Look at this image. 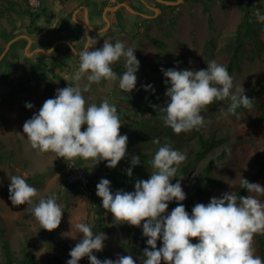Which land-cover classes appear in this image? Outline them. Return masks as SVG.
Here are the masks:
<instances>
[{"label":"rangeland","instance_id":"1","mask_svg":"<svg viewBox=\"0 0 264 264\" xmlns=\"http://www.w3.org/2000/svg\"><path fill=\"white\" fill-rule=\"evenodd\" d=\"M48 3L49 1L46 0L44 6L46 7ZM165 8L162 5V11ZM256 9L264 11V2L187 0L167 10L165 18L159 20L160 31L156 32L153 38L143 37L134 41L132 45H126L135 49L134 54L140 62L136 73V88L129 93L119 89L118 85H113L110 92L98 96L101 101L107 100L116 106L117 114L123 123L120 133L128 136L126 155L115 168L107 169L104 164L106 161L92 166L91 162L87 163L79 157L69 161L58 157L54 152H39L32 148L31 142L23 133V124L39 111L47 99L43 85L23 82L0 101V226L5 228L11 249L17 257L21 256L22 246L29 244L35 259L49 260L58 252L51 248L46 237L60 233L69 243L76 245L83 234L78 232L75 225L83 222L87 223L94 233L101 231L107 234L103 250H93L94 255H100L103 259L131 255L137 264H140L139 242L131 237L130 228L142 230L143 221L140 227L132 226L116 220L113 214L105 209H102L103 215L99 218L94 210L87 181L95 175L96 185L101 178H107L111 182L112 191L134 190L135 181L142 178L138 177L136 166L131 177L126 175L125 170L131 166V157L141 149L143 140L151 141L152 138H159L160 141H164L167 139L165 133L172 130L164 126L160 118L164 114L151 106L153 104L163 106L167 99L164 95L166 78L161 68L199 70L206 68L207 62L213 59L227 67L236 45L234 37L238 24L244 19L246 11L254 16ZM39 11L37 15L42 13ZM31 12L34 11L28 0H0V48L5 45L2 41L3 37L22 25L28 16L33 14ZM258 38L264 41V31L258 33ZM152 39L159 41L160 46L152 42ZM255 40V37L243 39L244 47L237 54L231 70L228 71L233 77L234 86L244 88L245 93L254 82L261 79L264 81V56L254 50ZM122 41L126 42L125 39ZM16 48H18L17 52H20L19 47ZM19 58H22L21 54ZM124 63L125 59L121 57L113 64L123 72ZM19 72L27 73L23 68H19L15 73ZM40 74L41 72L38 73ZM14 78L17 79L16 76ZM148 83L153 85L155 92H146L143 89L142 85ZM261 86H263L261 95L264 97V83ZM2 90L0 87V93ZM37 99L38 105L34 103ZM26 102H30L33 108H26ZM229 103L230 101L226 99L208 105L207 110L201 113L205 117V124L199 129L179 134L172 130L175 137L171 145L183 153L195 147L199 138H206L212 134L225 138V141L204 160L197 162L187 171L181 180L187 198L191 190L189 182L199 177L201 167L207 159L225 150L223 158L213 167V174L222 179L223 183L209 189L197 203L207 204L211 197L221 196L225 192L236 193L241 188L242 177L249 182L264 186V172L260 176H255L257 167L254 160L257 155L264 159L262 138L264 121L253 125L252 119L256 114L254 109L237 116L222 115L220 109L226 110ZM83 126L85 125L81 126L82 131L86 128ZM77 161L84 166L77 165ZM82 169L86 182L70 180V176ZM39 173L43 175L37 177L36 174ZM12 175H23L26 182L37 189V195L32 198V205H13L9 200L8 185L9 177ZM66 185H73L72 189L67 191ZM248 194L255 195L246 190L243 196ZM52 195H55L63 213L60 225L49 231L41 228L29 208L41 198ZM259 198L264 200V196ZM196 241L197 239H192L193 243ZM252 243L255 255L259 256L256 234ZM60 259L65 261L66 257L60 254ZM78 264H90V261L87 257H83Z\"/></svg>","mask_w":264,"mask_h":264},{"label":"clouds","instance_id":"2","mask_svg":"<svg viewBox=\"0 0 264 264\" xmlns=\"http://www.w3.org/2000/svg\"><path fill=\"white\" fill-rule=\"evenodd\" d=\"M254 17L257 22H264V11L256 9ZM96 44L97 38L87 35L83 50L77 53L79 68L70 80L73 83L57 88L55 95L24 122L23 133L39 152L51 151L69 161L79 157L92 166L106 161L107 167L115 168L126 155L128 136L120 133L123 123L114 104L107 100L88 103L86 93L102 80L118 81L119 89L132 92L140 62L135 49L122 40L113 43L105 39L101 47H95ZM121 57L125 59V70L118 75L112 64ZM161 72L166 78L167 99L163 106H151L164 114L160 117L164 126L177 134L201 128L205 124L201 113L214 101H230L226 110L220 109L222 115L236 114L240 107L253 106V99L245 95V89L234 86L226 66L214 59L204 69L172 67L161 68ZM142 87L146 92H155L151 83ZM25 107L31 109L33 105L26 102ZM82 125H86L83 131ZM151 142L161 145L159 138H152ZM185 159V153L164 143L151 159L154 170L149 178L136 180L133 191H112L107 178H101L96 185L103 209L116 220L137 227L143 221L142 235L147 238V246L138 257L140 264H161L162 260L164 264H264L255 255L252 243L254 234H264V200L259 198L264 196V186L242 177L240 187L255 195L225 192L211 197L207 204L196 203L189 213L180 203L186 199L181 185L183 177L171 183ZM140 163L141 157L133 155L126 175L131 177L133 168ZM9 179L12 204L32 205L37 189L23 175H12ZM173 200L177 205L165 215ZM29 210L43 229L51 231L61 223L63 210L55 195L41 198ZM75 227L83 237L71 248L66 264H78L83 257L90 264H137L131 255L98 259L93 250H103L107 234L94 233L83 222ZM191 238H197L196 243Z\"/></svg>","mask_w":264,"mask_h":264},{"label":"flooded vegetation","instance_id":"3","mask_svg":"<svg viewBox=\"0 0 264 264\" xmlns=\"http://www.w3.org/2000/svg\"><path fill=\"white\" fill-rule=\"evenodd\" d=\"M45 1L41 0L39 8L2 39L5 45L0 48V87L3 89L0 101L23 82L43 85L47 99L53 97L56 91L53 80L57 79V85L63 88L66 83L62 76L78 71L77 53L83 50L87 35L97 38L95 47H101L105 39L113 43L125 39V45H132L143 37L153 38L160 31L159 20L165 18L167 10L187 2L181 0L171 5L166 2L177 0H47L49 3L45 7ZM162 5L166 7L164 11ZM38 10L42 12L40 15H37ZM13 37L18 38L2 55ZM27 51L32 55L27 56ZM19 68L27 73H15ZM37 72L42 76L34 78L32 75ZM104 83L102 80L92 85L88 103L101 101L96 89ZM38 102L37 99L34 103Z\"/></svg>","mask_w":264,"mask_h":264},{"label":"trees","instance_id":"4","mask_svg":"<svg viewBox=\"0 0 264 264\" xmlns=\"http://www.w3.org/2000/svg\"><path fill=\"white\" fill-rule=\"evenodd\" d=\"M244 14H245L244 19L238 24L236 29V33L234 37L236 45L233 50L232 59L229 61L226 67L228 71L231 70L234 64V59H236L237 54L244 47V43H243L244 38L255 37L256 40H255L254 50H256L258 53H261L264 56V41L258 38V33L264 31V22L257 23L255 17L252 16L248 11H246ZM154 43L160 46L159 41H154ZM113 69L118 75L122 74V71L116 68L115 65ZM263 83H264L263 79L254 82L249 86L248 92L245 93L247 97L253 99L252 101L253 106L251 109H254L256 112V114L253 116L252 119L253 125H258L262 121H264V97L261 95V91L263 87L261 85H263ZM258 86L260 88H258ZM251 109L240 107L236 110V114H230V115L237 116ZM165 136L167 137V139L161 141V145L164 143L171 144L174 140L173 137H175V133L172 130H168L165 133ZM262 138L264 140V134ZM224 141H225L224 137H220L215 134H212L206 138H199L198 144L195 147H193L189 152L185 153L186 159L178 166V171L176 174L177 177H174L171 183H175L177 179L183 177L186 174V172L192 169V167L197 162L204 160L208 154L213 152L214 149L220 146ZM141 144H142L141 149H139L135 154L141 157V163L136 166L137 167L136 171L139 178L148 179L150 173L154 170L151 167V159L155 151L161 145L153 144L150 140H143ZM224 154H225V150H221L217 155L209 157L207 161L204 163V165L201 167V172L199 177H197L196 179H192L189 182V186L191 187V190L188 193L186 200L184 202H180L185 205V209L189 213H191V209L197 203V201L203 198L207 194L209 189L216 188L223 183L222 179L217 178L213 174V167L219 160L223 158ZM254 160L257 167L255 176H260L264 172V159L257 155L255 156ZM104 164L106 166V163ZM77 165L84 166L79 161H77ZM106 168L108 169L109 167L106 166ZM51 169L52 167L49 168V170ZM42 175L43 173L36 174L37 177H41ZM94 176L95 175L91 176V178L88 179L87 185L91 192V196L93 198L95 213L99 218H102L103 207L101 203V198L96 195V184H95ZM72 186L73 185H66V190L67 191L71 190ZM245 192L246 189L240 188L236 192V194L238 196L239 195L243 196ZM176 205L177 202L175 200L169 202L168 209L165 215L167 214V212H170ZM130 232L133 240L139 242L138 252L142 256V249L147 246L145 243L147 238L142 235V230H136L130 228ZM256 237H257L259 256L261 257L262 260H264V234L258 233L256 234ZM192 239H197V238H191V240ZM46 240L50 244L51 248H54L58 252V254L53 255L49 260L35 259L29 244H24L22 246L21 256L17 257L15 255V252L11 249L10 242L5 234V228L3 226H0V264H66V261L70 259L69 252L71 248L74 247L75 245L69 243L60 233L55 234V236L49 235L46 237ZM160 243L161 242L158 240L157 247L160 246ZM60 254H63L66 257L65 261H62L60 259ZM97 258L103 260L102 256L100 255H97ZM162 262L163 261H161V264H164Z\"/></svg>","mask_w":264,"mask_h":264},{"label":"crops","instance_id":"5","mask_svg":"<svg viewBox=\"0 0 264 264\" xmlns=\"http://www.w3.org/2000/svg\"><path fill=\"white\" fill-rule=\"evenodd\" d=\"M42 74V73H41ZM38 75V72L36 73V74H33L32 76L34 77V78H39V77H41L42 75ZM74 76V74H64L63 76H62V78H63V81L66 83V85L65 86H67L68 84H70V83H73L72 81H70L71 79H72V77ZM58 81H57V79H56V81H54L53 80V85L55 86L54 87V91L57 89V88H61L60 86H58L57 83ZM111 82V83H110ZM113 83V84H112ZM113 85H118V81H110V80H105V83H104V85L102 86V87H97V89H96V93L98 94V96H102L103 94H105V93H107V92H110L111 90H112V88H113ZM64 86V87H65ZM53 91V92H54ZM52 93V92H51ZM55 93V92H54ZM93 92L91 91V94H92ZM90 94V92H88V93H86V96H88ZM99 102H101V101H99ZM99 102H97V103H99Z\"/></svg>","mask_w":264,"mask_h":264},{"label":"built area","instance_id":"6","mask_svg":"<svg viewBox=\"0 0 264 264\" xmlns=\"http://www.w3.org/2000/svg\"><path fill=\"white\" fill-rule=\"evenodd\" d=\"M28 1H29L30 6L32 7L33 11H36L39 8L40 3H41V0H28ZM71 179L73 181H77V180H79L81 182L85 181L83 169L82 170H78L76 173H74L72 176H70V180Z\"/></svg>","mask_w":264,"mask_h":264},{"label":"water","instance_id":"7","mask_svg":"<svg viewBox=\"0 0 264 264\" xmlns=\"http://www.w3.org/2000/svg\"><path fill=\"white\" fill-rule=\"evenodd\" d=\"M180 1H181V0H177V1H174V2L169 1V2H166V3L171 4V5H176V4H178ZM17 38H18V37H13L12 39H10V40L7 42L6 47H5L4 51L2 52V55H3V54L5 53V51L8 49L9 45H10L11 43H13ZM42 51H45V50H42ZM29 54L32 55V53H26L27 56H28ZM2 55H1V56H2Z\"/></svg>","mask_w":264,"mask_h":264},{"label":"bare ground","instance_id":"8","mask_svg":"<svg viewBox=\"0 0 264 264\" xmlns=\"http://www.w3.org/2000/svg\"><path fill=\"white\" fill-rule=\"evenodd\" d=\"M111 83V82H110ZM113 84V83H112Z\"/></svg>","mask_w":264,"mask_h":264}]
</instances>
